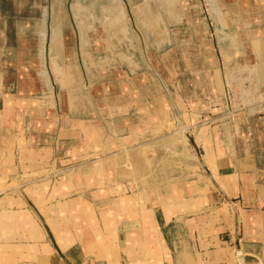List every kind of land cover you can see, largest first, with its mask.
Listing matches in <instances>:
<instances>
[{
    "label": "crops",
    "instance_id": "obj_1",
    "mask_svg": "<svg viewBox=\"0 0 264 264\" xmlns=\"http://www.w3.org/2000/svg\"><path fill=\"white\" fill-rule=\"evenodd\" d=\"M217 1L222 7L223 0ZM259 3L234 0L226 8L227 25L235 20L234 31L246 33L240 16L249 11L258 24H247V28L258 29L262 35ZM183 4L188 15L189 0ZM22 13L27 19L21 23L34 27L33 10ZM0 16L1 53V34L5 46L13 47L19 21H8L1 8ZM205 27L199 31H206ZM34 31L25 32L34 39ZM252 39L248 38L247 46L235 47L239 66L264 64V57L251 52ZM32 51L21 61L0 56V153L18 144L3 135L16 125L11 113L25 114L24 124L30 129L25 149L13 148V166L8 172L0 169L7 184L48 173L55 158L45 139L47 129L51 123L56 129L66 127L58 114L51 115L45 91L36 93L27 85L33 78L28 66L33 63ZM11 63L20 64L14 83L8 72ZM263 68L260 66L258 81H264ZM251 106H244L246 112L231 121L203 124L195 141L200 152L197 162L188 164L168 186L135 189L130 182L115 181L114 157L88 153L82 144L90 143L79 140L74 148L78 156L61 157L60 161L89 160L88 170L81 167L65 176L26 184L25 200L13 197L0 205V264H264V115L257 116ZM68 124L83 129L86 140H97L94 120ZM106 161L112 163L109 170L103 168Z\"/></svg>",
    "mask_w": 264,
    "mask_h": 264
},
{
    "label": "rangeland",
    "instance_id": "obj_2",
    "mask_svg": "<svg viewBox=\"0 0 264 264\" xmlns=\"http://www.w3.org/2000/svg\"><path fill=\"white\" fill-rule=\"evenodd\" d=\"M40 1L34 0V3ZM90 1L96 4L93 12L97 21L94 24L77 22L75 10L83 15L88 14L91 10L87 9ZM184 1L45 0L43 13L40 8H35V22L39 18L44 20L42 28L36 29L33 35L35 43L43 35V56L40 58L38 51L35 52V46L33 63L28 65L32 67L33 78L26 82L36 93L45 91L51 115L57 117L58 114L60 123L65 122L66 127L56 129L51 123L47 129L48 137L44 138L53 147L52 154L55 158L50 163L48 173L30 177L23 182L13 180L10 184L6 183V177H0V205L8 203L13 197L25 200L23 186L26 184L39 183L43 178L65 176L81 167L87 168L89 160L76 158L65 163L60 161L61 157L78 156L74 153V148L79 140L90 143L82 144L88 153H97L98 157L108 155L117 158L114 157V162L118 165H115V181L130 182L135 189L168 186L185 172L188 164L197 162L200 152L195 141L203 124L208 127L218 121H231L239 113L246 112L244 106L248 108L250 105L257 110V116L264 115V81H258V73L254 70L251 75L258 82L259 88L253 81L249 85L245 79L248 73L237 75L235 80L225 73V66L233 67L226 64L225 52L233 46H247L248 41L244 32H238L240 35L234 37L235 25L233 22L229 26L226 23L229 18L226 16V8L234 0H223L222 7L217 4L220 15L207 6L209 2L217 0H189L188 15H185ZM258 5L264 19V0H260ZM1 6L8 21L16 19L20 23L24 19L22 17L25 13L17 14L9 0H3ZM105 14L110 16L106 18ZM219 23L225 27L221 32L217 31L218 28L221 29ZM202 26L207 30L199 31ZM10 30L8 35H11ZM162 31H165L164 34ZM252 40L254 48L258 49L257 56L261 55L260 58H263L264 31L260 37ZM11 42L15 45L9 49L6 47L5 52L12 58L17 46L16 40ZM2 51L1 48L0 56L4 55ZM118 53L127 55L136 65L122 59L121 54L116 56ZM52 56L64 66V79L67 81L66 85L69 83L67 87L62 86L57 78L56 70L51 65ZM104 58L108 60L105 62ZM10 66L8 72L14 83L20 64L11 63ZM255 66H263V62L259 61ZM42 71L48 78L47 86ZM222 81L227 85L231 100L229 108L221 89ZM248 86L251 92L246 94ZM242 94L249 97L247 103L243 102L245 96L242 97ZM84 108L91 109L92 112L83 111ZM11 115L14 116L16 125L5 129L3 135L8 138L11 136L18 144H11L12 149L7 148L0 153V169L7 172L13 166L10 160L13 148L17 145L20 152L25 149L24 144L30 132L24 124L25 114ZM91 118L98 127L95 129V143L93 140H86L83 129H76L68 124L70 121ZM206 120L208 122H204ZM122 127L126 131L122 132ZM122 135L130 136L131 139L124 140Z\"/></svg>",
    "mask_w": 264,
    "mask_h": 264
},
{
    "label": "bare ground",
    "instance_id": "obj_3",
    "mask_svg": "<svg viewBox=\"0 0 264 264\" xmlns=\"http://www.w3.org/2000/svg\"><path fill=\"white\" fill-rule=\"evenodd\" d=\"M2 1L3 0H0V8L2 7L1 6V4H2ZM10 1V3H11V7L13 6V8H16V10H17V12H20V13H18V14H20L21 15V12H23L25 9H29V11H31V9L33 10V12H35V8H40L41 10H42V13H43V4H44V1L45 0H41L40 2H38V3H33L34 2V0H9ZM213 1V0H212ZM48 2V1H47ZM51 2H53V1H51ZM41 3V4H40ZM54 3V2H53ZM33 4V5H32ZM126 4V3H125ZM217 4L219 5V3H218V1H216V2H209V4L207 5L210 9H211V11L212 12H214V13H216V14H218V15H220L221 14V12L218 10V6H217ZM77 6V5H76ZM89 8H87L88 10L89 9H91L90 10V12L88 13V14H86V15H83V14H81V13H79V11L78 10H75V12H74V17L76 18V21L78 22H87L88 24H94L96 21H97V16H96V14H94V9H96V8H94V6L96 7V4L95 3H92L91 1H90V3H89V5H87ZM45 8V7H44ZM187 8V7H186ZM208 8V9H209ZM235 8V7H234ZM250 8V7H249ZM252 8V7H251ZM46 9H47V7H46ZM14 10V9H13ZM130 10V9H129ZM231 10H233V9H231ZM247 10V9H246ZM235 11H236V9H235ZM252 11H253V9H252ZM121 12H123V10H121ZM237 12V11H236ZM60 13V12H59ZM215 14V15H216ZM238 14V13H237ZM105 16H106V18L108 17V16H110V15H106L105 14ZM1 17V16H0ZM34 17L36 18V15L34 14ZM22 18H24V19H22V20H25V19H27V15H25V16H23ZM61 18V17H60ZM105 18V19H106ZM218 18V17H217ZM40 19V18H39ZM260 19V18H259ZM2 20V19H1ZM6 20V19H5ZM184 20V19H183ZM255 15H254V13H250L249 11H247V12H245L244 11V13L240 16V21H241V23H242V25L244 26V28L246 29V33H245V35L249 38V39H252L253 37H256V36H259L260 35V30H258V29H253V28H247V24H252V25H255V23L256 24H258V22L255 20ZM261 20V19H260ZM219 21V20H218ZM8 22V21H7ZM234 23L233 24H235V25H237V21H233ZM21 23V22H20ZM19 22L18 23H16L17 24V27H16V31L18 32V33H16V52H15V54L14 55H12V56H15L16 57V59H17V61L19 60V61H21L20 59L22 58H25L26 56H28L29 55V52L31 53V51H32V53L34 54L35 52H37L38 51V53H39V56H40V58L43 56V46H42V42H43V35L41 34L40 35V38L39 39H37V41H36V43H35V41H34V39H30L29 38V36L28 35H26V32L25 31H31L32 29H34V30H36V29H38V30H40L41 28H42V23H44V21L43 20H39V21H36L35 22V25H34V27L33 26H29V24H26V23H21L20 24ZM5 24H6V22H5ZM8 24V23H7ZM225 24V23H224ZM9 25H10V23H9ZM226 25V24H225ZM219 26L221 27V29L220 28H218L217 29V31L218 32H221L222 31V29L223 28H225L224 26H221V23H219ZM218 26V27H219ZM7 27V26H6ZM160 27H162V26H160ZM164 27V26H163ZM167 28V27H166ZM12 29V28H11ZM235 29V28H234ZM160 30H162V29H160ZM167 30V29H166ZM136 31V30H135ZM168 31V30H167ZM166 31V32H167ZM124 33H125V31H123ZM164 32L165 31H162V33L164 34ZM138 33V32H137ZM161 33V34H162ZM224 33H225V31H224ZM238 32H235L234 31V34H233V36L235 37V36H237L238 34H237ZM3 34L4 33H2L1 34V42H2V44H1V46H2V50L4 51V55H2V57L3 58H9V56L6 54V50H7V48H6V42L4 41L5 40V38H3ZM240 35V34H239ZM238 35V36H239ZM140 36V35H139ZM158 36H159V34H158ZM166 36V35H165ZM226 36H228V35H226ZM141 37V36H140ZM27 38V39H26ZM161 38H162V36H161ZM114 39H116V38H114ZM118 39V38H117ZM116 39V40H117ZM133 39V38H132ZM163 39V38H162ZM122 41V40H121ZM142 41L144 42V40L142 39ZM156 41V40H155ZM228 42V41H227ZM260 42V41H259ZM241 43V42H240ZM40 44V45H39ZM122 44V43H121ZM124 44V43H123ZM143 44V43H142ZM152 44V43H151ZM157 44V43H156ZM246 44V43H245ZM225 45H227V44H225ZM243 45V44H242ZM254 44H252L251 45V47H252V50H251V52L253 51V53H255L256 55H258V49H256V48H254V46H253ZM35 46H36V48H35ZM136 46V45H135ZM134 46V47H135ZM149 46V45H148ZM162 46V45H161ZM222 46V45H221ZM110 47H112V46H110ZM137 47V46H136ZM144 47H145V45H144ZM151 47V46H150ZM224 46H222V49H224L223 48ZM229 47V46H228ZM227 47V48H228ZM261 47V46H260ZM5 48H6V50H5ZM34 48L36 49L35 50V52H34ZM113 48H114V45H113ZM129 48H130V46H129ZM142 48H143V46H142ZM146 48V47H145ZM145 48L143 49V51L145 50ZM148 48V47H147ZM199 48V47H198ZM9 49V48H8ZM13 49V48H12ZM244 49V48H243ZM227 50V49H226ZM235 50H236V48H235V46H233V47H231L229 50H227L226 52H225V55H224V59L226 60V64H228V65H235V66H237L238 68L236 69V68H234V67H229L228 68V66H225V73L227 74V76H230L233 80H235L236 79V76L237 75H243L244 73H248V75H247V77L245 76V79H247L248 80V83H249V85H251L250 83H251V81H253L252 80V78H251V74H252V72L255 70V72L256 73H258V75H259V73L261 72L260 71V66L259 67H247V66H245V67H240L239 66V63H238V61H237V59H236V52H235ZM2 51V52H3ZM131 51H133V50H131ZM135 51V50H134ZM245 51V50H244ZM55 52V51H54ZM130 52V51H129ZM145 52V51H144ZM205 52V51H204ZM260 53V52H259ZM53 54V53H52ZM56 54H57V52H56ZM121 53H118V55L117 54H115L116 56H119ZM145 54V53H144ZM249 54V53H248ZM7 55V56H6ZM98 55V54H97ZM126 55V54H125ZM239 55V54H238ZM247 55V54H246ZM121 56V58L123 59V58H125V59H127L130 63H132V64H135L134 63V60H132L131 58H129V57H126V56H124V55H120ZM135 56V55H134ZM147 56V55H146ZM105 57V56H104ZM246 57V56H245ZM106 58V57H105ZM104 58V59H105ZM255 58V57H254ZM140 59V58H139ZM147 59V58H146ZM248 59V58H247ZM51 60V59H50ZM108 59H105V62L107 61ZM136 60V59H135ZM148 60V59H147ZM146 60V61H147ZM123 61V60H122ZM248 61V60H247ZM51 62V61H50ZM128 64V63H127ZM51 65H53V68H55V70H56V75H57V78L59 79V81L61 82V85L62 86H64V87H67L68 85H69V83H68V85H66L67 84V81H65V73H64V66H62V65H60V63L59 62H57V60H56V58H54L53 56H52V64ZM136 65V64H135ZM264 65V64H263ZM128 66V65H127ZM46 67V66H45ZM130 67V66H129ZM128 67V68H129ZM152 67V66H151ZM132 68V67H131ZM130 68V69H131ZM138 68H139V66H138ZM137 68V69H138ZM252 68V69H251ZM41 69V68H40ZM136 69V68H135ZM143 69H145L144 67H143ZM263 70H264V68H263ZM133 71V70H132ZM134 72V71H133ZM42 74H43V79H45V81H44V83H46L45 85L47 86L48 85V78L46 77V75H45V73H44V71H42L41 72ZM224 73V72H223ZM41 74V75H42ZM261 75H262V73H261ZM104 77H106V76H104ZM259 77V76H258ZM129 78V77H128ZM224 78V77H223ZM161 79V78H160ZM259 79V78H258ZM164 80V79H163ZM159 81V80H158ZM157 81V82H158ZM162 81V80H161ZM226 81V80H225ZM6 82V81H5ZM6 83H8V82H6ZM5 83V84H6ZM43 83V84H44ZM247 83V84H248ZM156 84V83H155ZM221 84H222V92H223V96H224V99H225V101H226V105H227V107H228V105H229V101H231L230 100V98H229V93H228V90H227V85H226V83L225 82H221ZM11 85V84H10ZM162 85V84H161ZM219 85H220V83H219ZM257 85V84H256ZM96 86V85H95ZM163 86V85H162ZM1 87V86H0ZM10 87V86H9ZM161 87V86H160ZM220 87V86H219ZM70 88V87H69ZM73 88V87H72ZM71 88V89H72ZM75 88V87H74ZM248 88H249V86H248ZM2 89V88H1ZM3 89H5V88H3ZM62 89V88H61ZM155 89V88H154ZM161 89V88H160ZM166 89V88H165ZM50 91H51V89H49ZM77 90H79V89H77ZM163 90V89H162ZM1 91V90H0ZM4 91V90H3ZM10 91V90H9ZM15 91V90H14ZM72 91V90H71ZM70 91V92H71ZM76 91V90H75ZM246 91H247V93L246 94H249L250 92H251V89L249 88V89H246ZM5 92V91H4ZM52 92V91H51ZM50 92V93H51ZM79 92V91H78ZM106 92V91H105ZM154 92V91H153ZM66 93V92H65ZM67 93H69V92H67ZM66 93V94H67ZM73 92H71V94H72ZM75 93V92H74ZM82 93V92H81ZM242 93H244V92H242ZM76 94V93H75ZM83 94V93H82ZM69 95V94H68ZM155 95V94H154ZM256 95V94H255ZM53 96V95H52ZM81 96V95H80ZM156 96V95H155ZM242 97L243 96H245V97H243V102L244 103H247L249 100V97H247L246 95H241ZM63 98V97H62ZM68 99H67V101H69V97H67ZM66 99V98H65ZM70 99H71V97H70ZM72 99H73V97H72ZM75 99V98H74ZM161 99V98H160ZM261 99H262V97H261ZM71 101V100H70ZM69 101V102H70ZM84 100H82V102H83ZM235 101V100H234ZM22 102V101H21ZM40 102V101H39ZM47 102V101H46ZM233 102V101H232ZM41 103V102H40ZM39 103V104H40ZM48 104H49V101L47 102ZM160 105V104H159ZM232 105V104H231ZM248 106V105H247ZM229 107H230V105H229ZM228 107V108H229ZM252 107V106H251ZM161 109H162V107H161ZM54 110V109H53ZM166 110V109H165ZM227 110V109H226ZM255 111V110H254ZM160 113H161V111H160ZM98 116V115H97ZM92 119V118H91ZM97 119V118H96ZM177 132H179V134H180V131H177ZM88 133V132H87ZM93 134V133H92ZM101 134V133H100ZM175 134V133H174ZM88 136V135H87ZM173 136V135H172ZM91 137V136H90ZM177 138V137H176ZM186 145V144H185ZM140 146V145H139ZM186 150H187V148H186ZM127 151V150H126ZM120 152H122V151H120ZM119 152V154H120V156L122 155L121 153ZM129 152V151H128ZM124 153V152H123ZM181 153H182V150H181ZM114 154V153H113ZM189 154V153H188ZM118 155V154H117ZM183 155V154H182ZM186 155V154H185ZM115 157V156H114ZM125 157V156H124ZM116 158V157H115ZM117 159V158H116ZM119 159H120V157H119ZM125 159V158H124ZM123 159V160H124ZM106 160H108V159H106ZM121 160V159H120ZM116 161H118L119 162V160H116ZM117 162V163H118ZM121 163H123V162H121ZM117 165V164H116ZM121 165H123V164H121ZM111 166H112V163L110 162V161H106V162H104L103 163V168L104 169H110L111 168ZM117 167H118V165H117ZM65 185V184H64ZM67 185V184H66ZM4 196V195H3ZM127 197V196H126ZM122 205V204H121ZM124 205V204H123Z\"/></svg>",
    "mask_w": 264,
    "mask_h": 264
}]
</instances>
